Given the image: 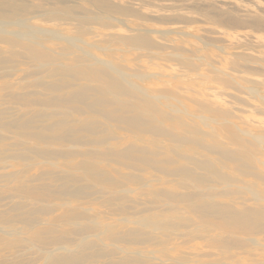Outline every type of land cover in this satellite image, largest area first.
<instances>
[{"label":"bare ground","instance_id":"6f19581e","mask_svg":"<svg viewBox=\"0 0 264 264\" xmlns=\"http://www.w3.org/2000/svg\"><path fill=\"white\" fill-rule=\"evenodd\" d=\"M64 3L68 6L62 5L65 8L63 14L56 16L43 14V16L47 21L78 22L81 26L78 36H67L57 30L29 25V20L11 21L5 17L0 19V45L7 44L12 47V50L8 52L0 48V80L7 77L8 69L15 65H23L21 62H26V66H32L33 63L40 64L41 68L45 69L41 70L40 74L43 76L49 72L47 78L35 81L33 88L21 87L28 92L19 94L21 96L16 100H27L32 103L36 98H40L42 96L40 93L43 92L45 95L42 98H49L50 103L47 104L49 108L73 105L77 107L76 109L86 106L94 111L104 110L109 114L104 115L107 120L130 132L134 136L132 138H136L137 141L125 143L115 150L109 149L101 157L109 160L118 157L123 165L120 168H127L131 170V173H124L120 168L107 166L97 157L96 152L83 149L84 144L81 140L83 132L80 133L68 121L60 122L54 125L52 130L50 129L56 135L54 137H49L48 133L45 137L28 134L26 131L31 129V122H8L4 125L0 124V127H4L3 129L8 132L21 128L25 130L22 135L24 139L27 136L28 140H34L40 145H58L55 149H43L38 152L45 157L23 159L29 165L33 166L34 162L43 158L47 162H40L38 165L47 164L55 169L75 173L85 171L82 168L84 167L90 174L88 183L79 182L73 176L54 177L55 182L49 183L44 177L26 186L30 189L28 194L31 199L34 200L37 191L41 194L42 199L38 200L43 205L40 207L46 210L53 208V206L45 205L44 202L54 194H63L67 198L81 201L88 195L90 197L96 193L101 195L105 193L102 188H109L114 194L113 198L117 196L118 198L109 200L99 197V202L108 205L113 213L116 212V215H113L115 218H124L112 225L101 223L102 233L93 234V227L90 225L81 226L80 231L74 232L68 238H60L56 232L53 236L45 238L40 231L43 227L54 224L45 221L41 226H33L31 225L33 223L24 217L22 211L16 210L15 212H18L16 215L10 213L14 217L13 222L28 225L26 229L31 232L30 237H22L14 224L8 225L12 227V231L1 228L2 225L11 222H6L7 216L0 212V221L4 222V224L0 223V263L5 264L2 262L4 258L26 257L18 254L19 249L15 247L17 244L26 243L29 246V252L42 257L45 264H158L152 255L133 252L131 248L157 246L162 248L158 252L159 255L164 258L169 257L174 237L186 229L188 235L185 237L203 239L210 244L220 245L223 259L215 264H246L244 262L246 259L241 258L240 250L251 254L255 262L261 264L260 262L264 260L251 250L263 245L258 237L264 236V186L261 185L264 183V174L258 172L260 160L255 153V148L264 147V135L253 136L242 130L235 141L243 142L245 145L237 148L235 141L226 142L221 136L206 132L202 123L207 124L211 118L200 116L198 120H202V123L190 122L184 117L183 111L165 109L163 98H169L168 96L161 97L143 88L129 75L118 69L113 62L103 60L82 48L81 38H79L85 34L86 28L91 24H108L114 27L119 22L138 34L122 37L111 35L110 38L113 41L130 44L138 50L154 51L155 47H150L154 41L159 43L158 48L167 45L157 40L155 35H162V38L166 40L173 34L189 36V33L185 30L157 31L134 28L132 23L129 24V20L110 16L113 13L103 15L87 5L78 7L76 1L70 0ZM91 3L97 6L93 0ZM7 6L6 2L0 1V15L5 12ZM85 14L89 17L83 16ZM26 30L30 32L25 33ZM51 41L64 43L61 47L63 52L57 53L49 48L46 44ZM27 47L37 49L36 53L30 54L27 52ZM180 50L186 51L182 47L178 48V51ZM31 56L34 58L30 60ZM25 57L29 59H24ZM174 57L177 60H186L187 67L191 71H194V64L196 70L200 68L197 64L198 59L209 61L205 58H197V60L192 57L185 58L181 53ZM23 59L26 61H22ZM224 76L226 82L233 83L227 75ZM140 77L143 79L147 76L144 77L141 74ZM68 79L80 81L81 84L72 86L68 83ZM74 86L83 87V90L71 93L74 97L65 100L60 93L67 88V90H73L76 88ZM7 88L10 93L11 85L0 86L2 91H7ZM251 92L255 95L261 93L258 88L251 89ZM16 94L18 92L15 91L14 95ZM129 105L136 107L133 115L127 110ZM166 107L173 108L170 105ZM202 108L204 113H213L214 109L218 111L212 104H204ZM99 118L96 119L98 122ZM227 118L223 117V119ZM1 121L0 117V123ZM165 122L173 123L174 127L170 128ZM91 125L93 124H84L82 129H89ZM147 139L150 140L149 146L140 144V141ZM210 139H216L219 142L216 146H211L207 143ZM1 141L4 142V139L0 136ZM2 151L6 150L2 149ZM114 162L118 161L114 160ZM64 164H74V167L65 168ZM111 168L117 170V174L121 176H113L109 170ZM157 174L160 175V180H157ZM247 177L255 178V181L248 183L245 181ZM99 181L102 185L97 183ZM156 181H163L165 185H174L176 189L154 190L152 187ZM218 182L226 185L224 190L231 193L229 195L231 204L214 202L213 198H218L221 192ZM244 183L246 186H242ZM133 185L139 186L140 191L135 192L131 189ZM235 186L243 187L242 195H234L237 194L232 192ZM139 192V199L132 197L134 193ZM226 195L228 194H221L220 197ZM244 195L254 197L248 200ZM145 198L148 199L147 204L140 202L141 199L145 201ZM238 200L245 203L239 205ZM70 205L61 207L70 209ZM122 214L125 216H121ZM215 218L226 220L229 230L245 234L246 237L242 238L240 235L225 232L226 223L220 221L223 226L213 222ZM91 235H97L100 240H93ZM109 242L112 244H108ZM188 263L182 260L173 264Z\"/></svg>","mask_w":264,"mask_h":264},{"label":"rangeland","instance_id":"374dc122","mask_svg":"<svg viewBox=\"0 0 264 264\" xmlns=\"http://www.w3.org/2000/svg\"><path fill=\"white\" fill-rule=\"evenodd\" d=\"M0 1L6 2L8 5L5 12L1 13L0 19L5 17L11 21L29 20V25L57 30L67 36L79 35L81 26L78 22L47 21L43 16V14L55 16L63 14L65 8L62 5L68 6L64 2L70 0ZM71 1H76L78 7L87 5L103 15H105L104 13H113L110 16L129 20V24L132 23L134 28L157 31H187L189 36L173 34L174 37L171 35L166 40L162 38V35H155L157 40L167 45L165 47L160 45L161 47L158 48L159 43L154 41L150 46L155 47L156 50L154 51L138 50L130 44L113 41L110 38L111 35L122 37L138 34L119 22L114 27H110L108 24H91L86 28L85 34L79 38H81L80 46L82 48L103 60L113 62L118 69L129 75L143 88L161 97L168 96L169 98H163L165 109L183 111L184 117L190 122L199 121L198 117L200 116L211 118L207 124L202 123V120L199 121L206 132L221 136L226 142H234L242 130L253 134V136L264 135V0H93L97 6L92 5L91 0ZM83 16L89 17L87 14ZM20 29L23 30V28ZM28 32L30 30L25 31V33ZM46 45L57 53L63 52L61 47L64 43L51 41ZM179 47L191 52L178 51ZM0 48L6 52L12 50V47L7 44L0 45ZM36 50L27 47V52L30 54L36 53ZM180 53L185 58L192 57L195 60L205 58L209 61L198 59L197 64L200 66L198 70H196V65L191 62L194 64V71H191L187 67L186 60H177L174 57ZM33 58L31 56L30 60ZM24 59L29 58L25 57ZM24 59L22 61H26ZM21 63L23 65H15L8 69L7 77L2 78L4 81L0 80V86L11 85L12 88L10 93L8 88L7 91L0 90V117L2 119L0 124L31 122V129L26 131L28 134L45 137L48 133L49 137H54L56 135L50 129L52 130V127L60 122L68 121L80 133L83 132L81 134L83 149L96 152L98 155L96 156L107 166H113L115 169L123 167L118 157L109 160L101 156L109 149L121 148L123 144L137 141V139L132 138L134 136L130 132L107 120L104 115L109 114L101 109L94 111L86 106L76 109L77 107L73 105L49 108L47 106L50 103L49 98L43 99L42 97L45 95L43 92L40 93L42 96L36 98L32 103L27 100H16L21 96L19 94L28 92L21 87L33 88L35 81L46 79L49 73L41 76V70L45 69L41 68L40 64L33 63L32 66H26V62ZM141 74L147 77L142 79ZM224 75H227L233 83L226 82ZM67 81L72 86L73 84H81L80 81H72V79ZM253 88H258L261 93L255 95L251 92ZM67 89L60 95L65 100H70L74 97L71 93L82 91L83 87H76L73 90ZM15 91L18 94L14 95ZM36 101L37 104L34 103ZM204 104H212L216 106L218 111L214 109L213 113H204L202 108ZM168 105L173 108H167ZM127 110L133 115L136 107L129 105ZM97 117H100L99 122L96 120ZM223 117L228 118L223 119ZM87 123L93 125L89 129H82ZM165 123L170 128L174 127L173 123ZM3 128L0 127V136L4 139V142H0V212L7 216L6 222L11 223L0 225L1 228L12 231V227L8 225L14 224L22 237H30L31 232L26 229L29 227L28 225L13 222L12 218L14 217L10 213L16 215L18 213L15 212L16 210L22 211L24 217L33 223L31 224L33 226H41L45 221L54 224L43 227V230L40 231L45 238L53 236L54 232L60 238H68L74 232L80 231L81 226L90 225L93 227V234L102 233L101 223L112 225L117 220L120 221L124 218H115L113 215L116 212L113 213L108 205L99 202V197L109 200L118 198V196L113 198L114 194L109 188H102L105 193L101 195L97 193L91 197L88 195L81 201L67 198L63 194H54L44 202L45 205L53 206V208L46 210L44 207H40L43 205L38 200L42 199L41 194L37 191V196L34 200L31 199L30 194H28L30 189L26 186L34 184L44 177L49 183L55 182L54 177L66 176H73L79 182L88 183V178L91 176L84 167L82 168L85 171L75 173L67 172L64 169H55L47 164L38 165L40 162H47L43 158H39L33 166L29 165L23 159L45 157L38 152L43 149H55L58 145H40L34 140H28L27 136L24 139L22 135L25 130L21 128H15L16 130L12 132ZM217 142L219 141L216 139H210L207 143L216 146ZM235 143L237 148L245 145L243 142L235 141ZM140 144L149 146L150 140L140 141ZM2 149L6 151L4 152ZM255 153L260 160L258 172L264 174V147L255 148ZM114 160L118 162L115 163ZM64 167H74V164H64ZM115 169L109 170L113 176L120 177L121 175H118ZM120 169L124 173H131V170L127 168ZM147 175L151 177L150 174ZM157 176V180H160V175L157 174ZM245 181L250 183L255 181V178L247 177ZM97 183L102 185L100 181ZM218 184L220 185L218 188L221 190L219 197L221 194L228 195L213 198L214 202L231 204L229 199L231 193L224 190L226 185L222 182H218ZM153 185L152 188L158 191L176 189L174 185H165L163 181H156ZM261 185L264 186V183ZM242 186H246V184L244 183ZM242 186L232 188V192L237 193L234 195H242ZM131 189L136 192L140 191L141 188L133 185ZM139 194L140 192L134 193L132 197L139 199ZM246 196L244 195L248 200H252L254 197L253 195ZM145 199V201L141 199L140 202L147 204L148 199ZM96 200L98 201L96 202ZM239 200L237 202L239 205L245 203ZM67 204H71L70 209L61 207ZM121 216L125 215L122 214ZM214 221L221 225L223 224L220 221L226 223L225 232L240 235L242 238L246 237L245 234L229 230V224L226 220L215 218ZM0 223L4 224L1 221ZM78 223H80L79 226H76ZM186 232L187 230L184 229L181 234L174 237V242L170 246L171 255L169 257L164 258L159 255L158 252L162 248L157 246L132 247L131 251L152 255L158 264H173L182 260L188 261V264H215L222 261L220 245L210 244L203 239L196 240L185 237L188 235ZM91 237L93 240H100L97 235H91ZM258 238L264 245V236ZM108 244L112 243L109 242ZM263 245L256 246L251 250L262 260H264ZM15 247L19 249L18 254L26 257L20 259L4 258L2 259L3 263L17 264V261H23V264H45L42 257L29 252L30 249L26 243L17 244ZM123 248H125L124 245ZM240 253L242 254L241 258L246 259L244 261L246 264H257L251 254L244 250H240ZM260 263L264 264V261Z\"/></svg>","mask_w":264,"mask_h":264}]
</instances>
